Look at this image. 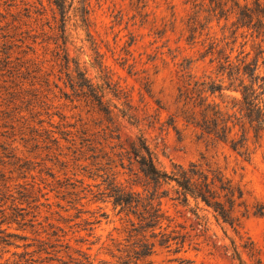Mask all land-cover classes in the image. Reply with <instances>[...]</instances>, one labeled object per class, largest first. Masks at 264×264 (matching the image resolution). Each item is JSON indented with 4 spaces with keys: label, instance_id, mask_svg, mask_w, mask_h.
Returning a JSON list of instances; mask_svg holds the SVG:
<instances>
[{
    "label": "rangeland",
    "instance_id": "rangeland-1",
    "mask_svg": "<svg viewBox=\"0 0 264 264\" xmlns=\"http://www.w3.org/2000/svg\"><path fill=\"white\" fill-rule=\"evenodd\" d=\"M66 4L0 0V263L73 264L80 251L114 264L128 217L106 195L113 184L151 192L127 154L144 139L159 168L208 162L242 195L232 224L200 201L162 197L156 231L173 239L149 264H264V132L258 143L246 132L247 154L213 143L180 115L179 97L221 77L217 56L258 53L262 73L263 37L236 27L235 9L214 15L210 0H88V25L81 3ZM203 95L230 109L229 96Z\"/></svg>",
    "mask_w": 264,
    "mask_h": 264
},
{
    "label": "trees",
    "instance_id": "trees-1",
    "mask_svg": "<svg viewBox=\"0 0 264 264\" xmlns=\"http://www.w3.org/2000/svg\"><path fill=\"white\" fill-rule=\"evenodd\" d=\"M67 1L53 0L60 11L65 9ZM70 1L82 4L80 18L84 25H88V0ZM210 3L211 12L218 16H225L230 8L235 9L236 27H251L257 36H262L264 40V1L253 0L250 4L242 5L237 0H210ZM227 3H230L228 8ZM196 18L192 17L194 19L192 22H196ZM231 33L233 34V30ZM213 45L210 43V48H213ZM262 52L263 50H259V53ZM208 53L212 52L204 51V54ZM217 58L218 73L221 77L217 80L210 78L195 80L190 91L187 89L181 91L179 97L183 104L180 115L188 123L196 126L202 137L213 143L227 142L233 150L247 154L249 144L246 132L254 131L253 137L256 143L264 132V71L262 73L259 71L258 53L251 61H246L244 56L236 64L229 60V55L217 56ZM262 63L264 64V57ZM224 79L228 82L226 86L223 85ZM226 89L239 92L240 99L223 94V90ZM205 92L208 96L215 94L222 98L229 96L230 109L213 99L208 100L207 96L203 95ZM232 108L234 110L230 111ZM105 111L109 112L108 108H105ZM235 128L237 133L234 132ZM127 154L129 164H135L138 172L147 180V184L152 185V190L148 192L149 190L144 189L147 194L143 195L141 192L126 190L111 182L113 185L106 196L111 198L114 207H119L120 213L128 217L125 241L114 244L115 253L110 251V255L115 258L114 264H149V257L155 251L156 245H168L169 240L173 239L162 230L156 231L162 228V222L167 220L161 207L162 197H168L182 205H187L190 198L200 201L211 207L224 221L232 224L228 218L238 205L235 200L240 197L241 189L231 184L219 167L208 162H191L188 166L173 164L170 171L161 169L157 166L155 155L144 139L132 141ZM6 192H8L7 185L2 183L0 212L3 216L6 213L2 206L9 196ZM2 232L0 227V239H3ZM78 252L81 258H71L73 264H92L86 253ZM16 264L30 263L25 259L24 263ZM100 264L110 263L101 260Z\"/></svg>",
    "mask_w": 264,
    "mask_h": 264
}]
</instances>
